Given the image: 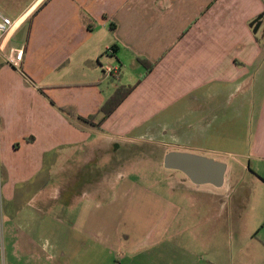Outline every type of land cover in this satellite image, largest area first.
Masks as SVG:
<instances>
[{"label":"crops","instance_id":"1","mask_svg":"<svg viewBox=\"0 0 264 264\" xmlns=\"http://www.w3.org/2000/svg\"><path fill=\"white\" fill-rule=\"evenodd\" d=\"M229 3L228 0H32L14 17L3 12L16 22V27L0 40V199L12 197L16 185L30 182L46 168L48 175L57 168L64 176L59 186L64 191L71 188L65 177L68 172L76 175L74 183L85 175V187L91 192L73 198L82 201L76 224L80 228L75 235L63 230L58 237L65 240L69 234L75 237L76 244L85 242L94 251L101 248L105 254L122 245L116 246L115 235L108 226L98 227V216L93 213L98 199L93 191H99L98 170L93 179V163L97 165L101 144L124 151L125 143L145 139L157 129L162 132L160 141L169 135L174 142L191 143L200 150L196 155L225 163L218 157L232 152L212 146L234 137L232 124L240 123L244 130L247 128L254 102V76L248 67L242 66L234 70L228 81L211 83L209 71L190 74L184 73V68L193 69L185 58L194 61L211 45H219L217 56L225 57V53H220L225 37L215 39L212 28L217 23L223 24L227 9L231 8ZM253 7L256 12L261 11L258 5ZM262 27L260 30H264ZM12 48L24 49L20 68L7 62ZM139 59L156 66L147 74ZM232 62L235 67L243 65L239 59ZM134 63L139 65L136 82L123 83L126 71ZM142 77L144 80L137 84ZM112 80H118L119 84L114 86ZM133 85H137L135 90L100 127L77 118L96 116L94 122L98 123L103 117L100 109L116 90ZM228 95L234 98V103L225 102ZM60 109L77 116L71 118ZM253 150L257 151L255 143ZM82 166L88 169L83 171ZM110 170L109 173H115L114 166ZM126 179L108 187L113 192L106 198L108 206L125 202L124 214L132 206L130 200H140L147 193ZM184 186L200 187L192 182ZM223 187L231 190L232 184L225 182ZM155 201L164 199L159 196ZM255 205L257 212L251 218L252 226L250 223L243 226L241 211L250 208L241 199L203 204L207 213L203 221L223 220L224 248L231 251L228 262L226 259L223 264H264V200ZM168 208L169 212L156 217L154 227L147 231L155 243L175 222L199 216H185V207L180 202L171 201ZM31 216L37 221L34 213ZM237 216L240 227L234 230L233 223H227L226 218ZM167 222L169 229L167 225L164 227ZM43 228L40 226L28 235V245L23 249L27 255L24 264H56L53 260L66 256L67 247H59L54 253L41 245V240L36 241L41 238ZM17 253L18 248L9 246V251L1 255L0 249V264H18ZM185 253L191 256L190 264H200L199 256ZM176 263L179 262H171Z\"/></svg>","mask_w":264,"mask_h":264},{"label":"rangeland","instance_id":"2","mask_svg":"<svg viewBox=\"0 0 264 264\" xmlns=\"http://www.w3.org/2000/svg\"><path fill=\"white\" fill-rule=\"evenodd\" d=\"M31 1L0 0V9L14 17ZM228 1L231 8L227 9L228 13L226 18L224 17L223 24L219 26L217 23V26L212 28V32L215 30V39L220 36L225 37L222 43L225 45L220 47V53H225L226 61L222 56V58L217 56L219 45H211L202 57L195 58L194 61L185 58V63L192 64L193 69L186 67L184 73L190 72L191 74L195 71L197 74L207 70L211 76V83H220V79L222 82L228 81L234 76V70L236 68L240 70L243 66L248 67L249 73L254 76L252 86L254 102L250 107L247 128L244 130L240 123L232 124L230 129L234 137L231 140L214 142L212 146L215 149L232 152L223 158L218 157L228 164L225 182L232 184V189L225 190V187L215 188L212 185L186 189L184 185L191 181L179 171L164 168V156L166 152L173 150L187 149L182 152L193 154L200 150L191 143L187 144L188 142L185 144L181 141L174 142L169 135L164 141H160L162 132L153 129L145 136V139L125 143L124 151L118 152L113 149L112 145L101 144L97 165L93 163L94 172L98 170L97 182L99 183V191H93L98 198L93 206V213L98 216L97 225L99 228L108 226V230L115 235L116 246L121 243L122 248L120 246L113 252L109 250L104 254L101 248L94 251L85 242L76 244L75 237L69 234L65 240L58 237L63 230L72 232L74 235L77 233L80 227L76 224L82 211V201L73 198H79L78 195L91 192V190L85 187L86 183L83 181L86 180L85 175H83V180L78 178L79 180L74 183L72 180H75L76 175L70 172L65 175L69 180L70 190H59L60 184H63L60 179L64 176L62 177L57 172V168H54V173L48 175L49 169L46 168L30 182L16 185L12 197L3 196L0 199L1 255L9 251V246L18 248L16 256L18 264H24L27 255L23 249L28 245V235L43 226L41 238L36 241L41 240V245L48 246L54 253L59 251V247L65 246L69 249L65 251L67 253L65 257L58 256L56 260H53L52 263L56 264H154L155 262L171 264L173 260L179 262L176 264H190L191 256L186 255V251L199 256L200 264H223L226 259L228 262L231 251L228 247L224 248V224L221 223L223 220L213 218L207 222L203 221L207 213L202 206L212 200L241 199L250 208L248 211L245 208L242 209L241 223L243 226L247 223L252 226L254 222L252 219L257 212L255 204L264 200V30H259L257 34H254L253 30L251 32L249 29L252 21L257 18L256 16L264 14V0ZM256 5L259 6L260 12H256V8L253 7ZM233 59H239L243 65L235 67ZM252 59L254 62H250ZM138 67V63H134L133 67L126 71L123 83L134 84L136 82ZM112 81L114 86L119 84L118 80ZM172 98H174V93ZM234 101V98L232 99L229 95L225 99V102L229 103H234ZM168 131L169 129L166 132ZM254 143L257 147L255 153L254 150L252 151ZM205 154L208 153L205 152ZM106 164L109 165L108 168ZM113 166L114 174L109 173L113 170H110ZM82 169L85 171L88 167L82 166ZM121 170L125 173H120ZM106 171H108L107 174ZM96 174L95 172L93 179L96 178ZM124 177L132 183H137L147 192L146 195L139 197L140 200H130L132 206L129 207L127 214L123 213L125 202L108 206V200H106L107 196L113 192L107 188L112 187L113 184L116 186L117 182ZM60 192H62L61 195L66 192L67 194L61 197ZM193 195H196V198ZM159 196L164 201H155V198ZM193 199L195 200L192 201ZM171 201L180 202V206L185 207V216L196 214L199 216L195 219L184 218L180 222H175L170 229L169 222L164 223V227L167 225L166 229L169 230L164 231V235L158 238L160 241L155 243L148 237L147 231L154 227L156 217L169 212L168 207ZM32 213L34 217H38L37 221L32 218ZM238 221H240L238 216L231 220L226 218L227 223H233L234 230H239ZM64 242L67 244L65 245ZM12 243H14L13 246Z\"/></svg>","mask_w":264,"mask_h":264},{"label":"water","instance_id":"3","mask_svg":"<svg viewBox=\"0 0 264 264\" xmlns=\"http://www.w3.org/2000/svg\"><path fill=\"white\" fill-rule=\"evenodd\" d=\"M264 14L259 15L250 27L254 34L258 33L261 19ZM164 168L183 173L193 184L197 186L212 185L222 188L225 184L228 165L208 158L188 152L170 151L164 156Z\"/></svg>","mask_w":264,"mask_h":264},{"label":"trees","instance_id":"4","mask_svg":"<svg viewBox=\"0 0 264 264\" xmlns=\"http://www.w3.org/2000/svg\"><path fill=\"white\" fill-rule=\"evenodd\" d=\"M139 62L146 68L147 70V74L149 72H151L155 66L156 63H152L149 60H145V59H139ZM145 77H142L137 84H140ZM137 85H133V86H120L115 94L113 95V97L107 101L104 106L100 109V113L103 115V117L98 121V123H95L94 120L96 118V116L90 117L88 119H84L81 117H77L78 119L84 120L85 122L91 123L97 127H100L105 120L126 100V98L135 90ZM63 113L67 114L69 117L73 118L76 117L77 115H75L73 112L68 111V110H63L60 109ZM136 147V146H135ZM136 149H134L135 151Z\"/></svg>","mask_w":264,"mask_h":264},{"label":"built area","instance_id":"5","mask_svg":"<svg viewBox=\"0 0 264 264\" xmlns=\"http://www.w3.org/2000/svg\"><path fill=\"white\" fill-rule=\"evenodd\" d=\"M16 27V22L6 16L0 9V40L7 37ZM24 57V49L12 48L7 56V62L14 68H20ZM116 71V70H115ZM115 73V72H114Z\"/></svg>","mask_w":264,"mask_h":264},{"label":"flooded vegetation","instance_id":"6","mask_svg":"<svg viewBox=\"0 0 264 264\" xmlns=\"http://www.w3.org/2000/svg\"><path fill=\"white\" fill-rule=\"evenodd\" d=\"M260 22V28H259V30L262 28V26H264L263 24H264V17L261 19V21H259ZM253 30V29H252ZM258 30V31H259Z\"/></svg>","mask_w":264,"mask_h":264}]
</instances>
